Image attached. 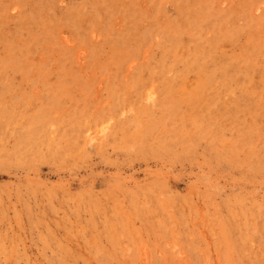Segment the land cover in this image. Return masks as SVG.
Here are the masks:
<instances>
[{
  "label": "rangeland",
  "instance_id": "374dc122",
  "mask_svg": "<svg viewBox=\"0 0 264 264\" xmlns=\"http://www.w3.org/2000/svg\"><path fill=\"white\" fill-rule=\"evenodd\" d=\"M0 264H264V0H0Z\"/></svg>",
  "mask_w": 264,
  "mask_h": 264
}]
</instances>
